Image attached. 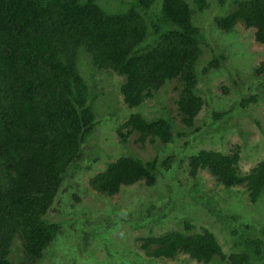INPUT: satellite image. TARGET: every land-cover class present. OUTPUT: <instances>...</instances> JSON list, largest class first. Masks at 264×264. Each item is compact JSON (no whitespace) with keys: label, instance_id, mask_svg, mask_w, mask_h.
<instances>
[{"label":"trees","instance_id":"trees-1","mask_svg":"<svg viewBox=\"0 0 264 264\" xmlns=\"http://www.w3.org/2000/svg\"><path fill=\"white\" fill-rule=\"evenodd\" d=\"M229 1L231 11L223 12ZM209 17V21L203 19ZM209 22L220 31L223 42H208L202 26ZM239 27L252 30L254 43L264 46V0H0V264L50 261L56 252L50 248L58 237V247L72 242L79 254L87 251L93 239L113 244L115 209L110 215L94 217L93 211L73 210L70 205L80 204L74 192L66 209L62 203L68 191L64 180L83 176L102 162L97 137L85 145L97 124L89 89L99 85L84 81L81 65L88 68V79L93 70L124 77L119 88L122 104L138 108V113L125 120L121 115L115 124L119 154L106 156L104 169L87 181L98 196L111 198L123 187H153L159 169L171 165L172 159L143 161L128 146L131 135L135 143L149 142L158 150L172 142L173 118L159 95L171 80L181 84L175 101L181 129L200 130L195 118L207 104L209 89L199 84L220 72L230 57L236 61L237 55L244 54L230 50L233 45L242 46V41L237 42ZM253 75L264 76V61L254 67ZM243 91L232 101L240 111L257 101L250 86ZM225 92L220 88L219 95ZM149 99L160 108L146 117L142 106ZM112 100H116L114 94ZM230 111L214 114L222 119ZM176 134L184 137L187 132ZM95 152L99 156L92 157ZM239 158L235 147L227 153L199 150L188 157V176L194 180L207 172L224 188H242L255 203L264 193V159L243 174ZM51 213L55 216L48 219ZM180 225L178 231L137 238L139 250L151 262L184 255L200 264L216 259L264 264L261 239L246 237L240 243L245 250L225 255L211 231L196 230L186 220ZM62 228L66 229L63 234ZM124 253L138 257L131 250ZM119 264L146 261L139 257L130 262L121 259Z\"/></svg>","mask_w":264,"mask_h":264},{"label":"rangeland","instance_id":"rangeland-1","mask_svg":"<svg viewBox=\"0 0 264 264\" xmlns=\"http://www.w3.org/2000/svg\"><path fill=\"white\" fill-rule=\"evenodd\" d=\"M222 11H231L230 1L224 5ZM203 19L209 21L211 17ZM202 27L211 45L223 42L221 34L218 33L220 31L214 28L212 23H206ZM237 29L239 32L237 42L242 41V46L233 45L229 49L233 53L243 51L244 54L237 55L236 61H232L230 57L223 63L220 72L211 73L205 84L202 82L199 84L203 90L206 87L209 89V93H206L207 104L195 118V126L200 127V130L189 133L181 129L175 104L181 84L179 80H171L166 92L159 91V95H163V103L173 118L175 133L172 142L158 150L149 142L135 143L134 135L128 138V146L138 158L143 161L157 158L159 162L172 159L171 165L167 169H159L157 184L153 187L138 184L123 187L119 194L112 198L98 196L89 189L87 181L104 169L107 163L102 162H106V156L114 158L119 154L120 142L116 137L115 124L123 115L125 120L127 115L138 113V108L127 109L122 104L119 88L124 82V77L93 70L88 79L86 78L88 68L81 65L79 72L84 81L87 84L93 82L99 85L89 89L92 109L97 114V124L87 137L85 145L97 137L102 162L101 160L96 162L83 176L74 175L64 180L68 191L62 196V203L66 209L68 199L74 192L79 197L80 204L70 205L73 210L84 212L90 210L94 212L92 216L94 217L110 215L113 208L115 213L112 217L117 221V228L110 235L113 239L112 245L106 246L101 239H93L88 241L87 251L83 254H79V250L70 245L72 242L58 247L60 238L58 237L50 248L56 251L55 255L50 261L45 260L43 264H119L121 259L130 262L139 257L144 259L146 264H200L184 255H178L172 261L157 259L151 262L139 250V243L136 242L139 237L178 231L182 227L180 223L184 220L192 224L196 230L205 228L211 231L225 255L245 250L240 243L246 237L264 241V193L255 203H251L245 190L239 187L224 188L216 184L207 172H200L194 180L188 176V157L202 149L227 153L235 147L240 157L238 166L243 174L248 173L264 159V89L261 88L264 86V76L256 78L253 75L254 67L264 61V46L254 43L252 30L245 31L240 27ZM227 40L231 43L229 39ZM206 49L205 47V58L209 59L210 55ZM230 78L239 84L242 91L234 87L233 79L231 81ZM245 86H250L251 95L257 93V101L249 103L240 111L238 107L232 105V101L241 97L237 93L244 94ZM220 88H225L226 92L219 95ZM113 94L116 97L114 103ZM213 95H218V98L210 100V96ZM114 104L118 105L119 111ZM158 108L160 107L155 104L154 99L145 100L142 106L146 117L155 115L153 112ZM228 109H231L230 115L222 119L216 118L215 112ZM121 110L123 111L119 114ZM183 132H187L184 137H178L176 134ZM86 154L89 153L86 151ZM97 155L99 156L98 152L91 154L92 157ZM84 188H87L89 195L85 193ZM64 189L63 187L62 190ZM125 214H129V217L127 218ZM51 216H55V213H51L48 219ZM62 229L63 234L66 229ZM18 250L20 251V248ZM129 250L138 257L124 253ZM210 264L228 263L216 259Z\"/></svg>","mask_w":264,"mask_h":264},{"label":"clouds","instance_id":"clouds-1","mask_svg":"<svg viewBox=\"0 0 264 264\" xmlns=\"http://www.w3.org/2000/svg\"><path fill=\"white\" fill-rule=\"evenodd\" d=\"M87 186H88V184H87ZM89 187V186H88ZM90 189V188H89ZM90 190H92V189H90ZM93 191V190H92ZM119 194V193H118ZM116 196V195H115ZM115 196H113V197H115ZM112 198V197H111Z\"/></svg>","mask_w":264,"mask_h":264}]
</instances>
